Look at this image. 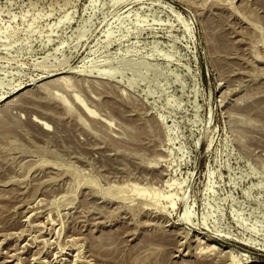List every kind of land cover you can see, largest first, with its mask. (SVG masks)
Here are the masks:
<instances>
[{"label":"rangeland","instance_id":"obj_1","mask_svg":"<svg viewBox=\"0 0 264 264\" xmlns=\"http://www.w3.org/2000/svg\"><path fill=\"white\" fill-rule=\"evenodd\" d=\"M0 264H264V0H0Z\"/></svg>","mask_w":264,"mask_h":264},{"label":"bare ground","instance_id":"obj_2","mask_svg":"<svg viewBox=\"0 0 264 264\" xmlns=\"http://www.w3.org/2000/svg\"><path fill=\"white\" fill-rule=\"evenodd\" d=\"M34 120H35L36 122L42 123V121H40V120H38V119H36V118H35Z\"/></svg>","mask_w":264,"mask_h":264}]
</instances>
